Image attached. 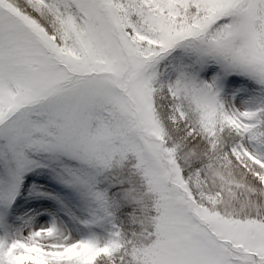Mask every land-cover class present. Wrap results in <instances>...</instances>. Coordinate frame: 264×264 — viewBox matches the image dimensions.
I'll return each instance as SVG.
<instances>
[{
	"label": "snow or ice",
	"instance_id": "1",
	"mask_svg": "<svg viewBox=\"0 0 264 264\" xmlns=\"http://www.w3.org/2000/svg\"><path fill=\"white\" fill-rule=\"evenodd\" d=\"M0 264H264V0H0Z\"/></svg>",
	"mask_w": 264,
	"mask_h": 264
}]
</instances>
